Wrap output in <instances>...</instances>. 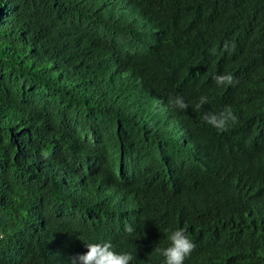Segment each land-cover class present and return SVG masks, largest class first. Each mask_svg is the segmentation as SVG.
I'll use <instances>...</instances> for the list:
<instances>
[{"label":"trees","instance_id":"obj_1","mask_svg":"<svg viewBox=\"0 0 264 264\" xmlns=\"http://www.w3.org/2000/svg\"><path fill=\"white\" fill-rule=\"evenodd\" d=\"M259 101L264 0H0V264H164L177 229L184 264H259ZM226 106L228 131L203 121Z\"/></svg>","mask_w":264,"mask_h":264},{"label":"clouds","instance_id":"obj_2","mask_svg":"<svg viewBox=\"0 0 264 264\" xmlns=\"http://www.w3.org/2000/svg\"><path fill=\"white\" fill-rule=\"evenodd\" d=\"M229 49V44L225 42L224 47ZM215 52V49L212 50ZM213 80L218 87L221 86H235L238 81L231 73H223L213 76ZM208 103L206 96H201L199 102L195 105L196 109H201L203 105ZM169 104L185 110L188 108V104L185 103L181 96H175L169 98ZM258 111L255 118H261L264 121V101H259L254 104L253 110ZM203 121L215 128L218 132L228 131L230 124H235L238 120L234 114L231 106H226L219 113L205 112L202 114ZM131 233L133 229L129 226L125 229ZM170 244L166 248H156L155 251L160 253L164 257V264H184V260L191 254L195 248L194 243L185 234L184 229H177L172 231L168 235ZM87 251L83 254H76L71 256L70 264H130L133 260V256L128 252L117 253L112 250L110 243H89L85 244ZM259 264H264V252L259 255Z\"/></svg>","mask_w":264,"mask_h":264}]
</instances>
